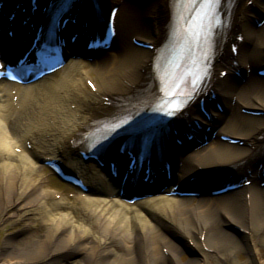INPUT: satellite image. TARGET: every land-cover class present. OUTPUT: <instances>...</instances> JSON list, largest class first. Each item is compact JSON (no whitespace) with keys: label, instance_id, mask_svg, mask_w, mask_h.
I'll return each instance as SVG.
<instances>
[{"label":"bare ground","instance_id":"bare-ground-1","mask_svg":"<svg viewBox=\"0 0 264 264\" xmlns=\"http://www.w3.org/2000/svg\"><path fill=\"white\" fill-rule=\"evenodd\" d=\"M112 1L120 9L116 43L110 51H100L92 63L72 59L27 86L0 82V225L10 219L24 221L22 228L5 238L0 264H235L245 250L264 264L258 247L264 242V187L251 166L264 157V115L241 112L242 107L264 110L263 77L251 72L241 83L232 75L215 74L210 81L224 107L212 111L216 118L212 126L220 134L242 138V145L216 137L178 156L180 176L200 165L253 169L250 174L255 181L247 186L199 197L168 195L166 189L131 202L120 193L121 180H112L106 168L78 155L81 135L113 110L106 100L132 101L142 94L158 93L157 82L148 83L154 75L150 64L154 51L136 46L132 37L158 44L176 16L172 0H104L102 6ZM231 6L230 27L215 65L245 72L248 63L264 62V24L257 26L253 19L264 11V0H253V5L232 0ZM146 16L154 19L152 26L143 23ZM235 32L242 33L243 41L231 58L229 42ZM90 73L95 74V91L84 84ZM197 118L206 121L200 114ZM48 158L64 160L88 191L78 187L70 198L53 188L45 172L55 174L45 163ZM233 223L250 235L227 230L226 224ZM165 229L191 240L198 253L184 261L181 247Z\"/></svg>","mask_w":264,"mask_h":264},{"label":"rangeland","instance_id":"rangeland-1","mask_svg":"<svg viewBox=\"0 0 264 264\" xmlns=\"http://www.w3.org/2000/svg\"><path fill=\"white\" fill-rule=\"evenodd\" d=\"M71 60H72V58H71ZM71 60H69L68 62H70ZM84 61H88V60L84 59ZM90 74H91V77L94 79L95 78V74L94 73H90ZM84 84L88 87L86 82H84ZM46 172H47V174H49V171H46ZM50 181H51L52 186L57 188V190H63L66 193H68L71 190V188H69V186H66L65 183H63L62 181L58 180L54 176H50ZM23 223H24V221H22V220L18 221V222H14V221H12V219H10L7 223L0 225V252H1L2 248H3L4 240L7 237V235L17 232L20 228H22ZM227 226H230V225L226 224L225 227H226L227 230H229L231 232L232 229L227 228ZM232 231L234 233H237L234 230H232ZM258 245H259L258 247L264 253V242H262V243L259 242ZM189 250L191 252V255H190V253H187L185 250H183L182 258H183L184 261H187L188 259H190L191 256H195V254L198 253L197 249L196 250L189 249ZM248 256H249L248 253H246L245 251H242L240 253L239 258H238L239 262L235 263V264H258L259 263L258 259H257V261H253L252 262L249 259ZM226 263L227 264H232L229 261H227ZM15 264H46V263H44L42 261H36V262H32V263H15ZM159 264H166V263L165 262H159Z\"/></svg>","mask_w":264,"mask_h":264},{"label":"snow or ice","instance_id":"snow-or-ice-1","mask_svg":"<svg viewBox=\"0 0 264 264\" xmlns=\"http://www.w3.org/2000/svg\"><path fill=\"white\" fill-rule=\"evenodd\" d=\"M174 3H187V4H193L198 3L201 11L199 14L195 17L196 21L201 22V24H193L192 28L188 29L190 36L195 38L199 35V32L196 31L198 27H202V22L206 19H208L209 16V10L212 8L217 7L221 0H174ZM6 67L5 64H0V69H4ZM12 79H15V77H12ZM182 107L181 104H176L173 106V110L169 111L168 114H173V111H179Z\"/></svg>","mask_w":264,"mask_h":264}]
</instances>
